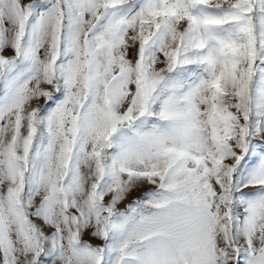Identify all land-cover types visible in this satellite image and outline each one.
Returning <instances> with one entry per match:
<instances>
[{"label": "snow or ice", "instance_id": "obj_1", "mask_svg": "<svg viewBox=\"0 0 264 264\" xmlns=\"http://www.w3.org/2000/svg\"><path fill=\"white\" fill-rule=\"evenodd\" d=\"M0 264H264V0H0Z\"/></svg>", "mask_w": 264, "mask_h": 264}]
</instances>
